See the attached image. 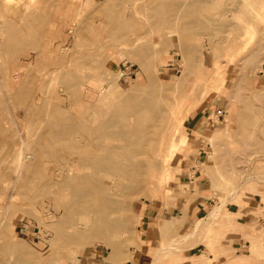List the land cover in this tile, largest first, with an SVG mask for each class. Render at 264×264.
Wrapping results in <instances>:
<instances>
[{"label": "rangeland", "instance_id": "obj_1", "mask_svg": "<svg viewBox=\"0 0 264 264\" xmlns=\"http://www.w3.org/2000/svg\"><path fill=\"white\" fill-rule=\"evenodd\" d=\"M124 1H129L136 13L121 17L129 20V29L114 31L119 16L107 14L114 0H33V4L31 0H0V31L5 30L0 39L15 45V49L0 47V89L5 88L0 95V264H137L136 249L151 253L153 264H196L203 249L215 252L216 258L219 252L225 254V264H264V218L260 220L264 215L261 0H246L257 16L237 10L238 0H213L200 12L197 28L190 31L180 26L151 30L149 19L138 12L142 1L118 0ZM253 19L254 30L246 36L245 28ZM11 26L24 30L26 38L11 39ZM132 39L142 43L131 44ZM152 41L160 44L154 47ZM147 52L153 54L143 67L140 61H145ZM251 53L255 58L248 60ZM216 57L228 69L220 92L207 90L202 83L207 73H213ZM16 67H21L18 80L12 76ZM78 77L86 88L83 93H74ZM7 78L9 86L5 87ZM196 78L198 82L188 93ZM147 93L161 94L166 114L152 127L159 136L153 134L154 154L148 166L155 167H147L139 176L128 175L130 187L117 185L123 174H129L127 170L87 163L88 146L84 152L68 146L70 139L83 142L88 130L75 133L68 141L51 134L56 119L97 114L104 120L116 105L133 103ZM121 96L126 98L119 99ZM181 101L180 132L187 138L176 137L178 155L170 161L169 177L165 175L163 181L161 173L169 172L163 167L166 146L160 153L156 151L169 114ZM60 108L62 113L57 111ZM197 122L203 124L197 128ZM215 127L222 133L213 135ZM17 130L22 137H15ZM92 142L99 145L96 137ZM20 144L28 153V164L18 176ZM68 164L88 174L90 181L104 185L103 193L117 200L111 208V216L118 222L114 228L95 231L88 241L72 244L65 237L58 238L57 225L64 217L86 224L96 213L90 206L93 200L74 199L69 196L73 187L53 180L50 172ZM195 169L199 182L194 187L191 176ZM155 180L162 182L155 184ZM64 192L68 196L57 197ZM203 197L207 211L198 213ZM224 200L220 217L203 221L190 238L181 237ZM152 206L162 215L150 222L147 209ZM243 223L248 225L241 226ZM232 233L242 234L248 245L243 243L237 249L229 238ZM171 243L176 248L166 247ZM111 246L117 248L115 254L111 252L114 256L109 255ZM160 247L166 248L160 251ZM236 251L240 256L247 253L241 258L249 261L241 262ZM230 253L235 258H229ZM180 254L187 256L180 258Z\"/></svg>", "mask_w": 264, "mask_h": 264}, {"label": "bare ground", "instance_id": "obj_2", "mask_svg": "<svg viewBox=\"0 0 264 264\" xmlns=\"http://www.w3.org/2000/svg\"><path fill=\"white\" fill-rule=\"evenodd\" d=\"M31 1H32L31 3L33 4V0ZM140 1H142L141 10L138 12H140L142 15L146 16L149 19L151 30L152 29L156 30V29L165 28V27L173 28L175 26H180L179 29L190 31V30L197 28V26L199 25L198 18H199L200 12L204 9L207 10L213 0H140ZM29 4L30 3H28V5ZM28 5L27 6L25 5V6L28 8ZM30 5L29 7L31 8ZM237 5H238V7H236L237 10L250 12L254 16L258 15L257 10H252L249 8L250 4L246 0H238ZM13 8H14L13 10H15L16 6L14 5ZM27 12L28 11L26 10V13ZM107 12L110 18L114 16H119L118 19H115L114 31H118V30L123 31V30L129 29L131 25L129 20L125 21L121 19V17L128 16L129 14L130 16H133L136 13V11H132V4L129 1L118 2V0H114V4H112V6L109 8ZM262 13H264V0H261V22L264 20ZM186 17H189L188 18L189 21L184 22L183 19ZM254 22L255 21L253 19L246 26L245 33H244L246 36L248 34L249 35L252 34L251 32L254 30L253 28ZM4 31L5 30H3L2 28L0 33L2 34ZM10 34H11V39L15 38L18 40L19 39L24 40V38H26L24 30H22L21 28H16V27L11 26ZM2 35H5V34H2ZM3 41L4 40L0 39V47L5 48L6 50L10 49L11 47L12 49H15L14 48L15 45H12L13 43L11 42L5 43ZM130 41H131L130 42L131 44L137 43L139 44V46L142 43L138 41V39H132ZM151 43H153L154 47L155 46L158 47V45L160 44L158 41H152ZM152 54L153 53L149 52L148 54L143 55V58L145 59V61H142V60L140 61L141 66L146 67L147 62L150 59L149 57ZM225 54H228V52L226 51ZM136 55L139 56L138 53H136ZM254 58H255V53H251L248 57V60L250 59L253 60ZM214 62L216 64V67L213 73L212 74L207 73L206 76L204 77V82L202 83L204 85V88H206L207 90H215V91L220 92L225 85V82H226L225 74L227 73L228 69L226 71V68H224L225 64L220 62L218 57L215 58ZM20 70H21V67L14 68L13 75H12L13 79L16 78L15 80H18L17 78L20 77ZM7 72H8V69H7ZM4 76L6 77V75ZM154 80L155 79H153V81ZM197 82L198 81L196 78V80L193 82V84H191L190 88L188 89V93L191 92V90H193L194 85ZM8 83L9 82L7 78V83H5V87ZM74 84L78 85L74 93H83L84 90L86 89L84 87L83 80L79 77L74 79ZM4 89H5L4 86H1L0 93L2 94L0 95H3ZM160 95H161L160 93H147V95L139 98L137 101H134L133 103L128 102L127 104L116 105L108 113L109 117L104 120H101L100 116L97 114L92 115V118L82 117L79 119H75V117L73 118V117H69L68 115H66V117L60 118L59 121L57 119L55 120L56 123L58 124L56 128L51 130V134L54 135V137L57 139H66L68 141V139L71 138V136H73L75 133L79 131L88 130L86 134V139L83 142L73 141L70 139L68 142L69 143L68 146L80 152L81 151L84 152L86 151V149H88L90 153L85 154V157H86L85 160L87 161V163H91L94 165L95 164L103 165L104 167H107L108 169L113 170V171H121L122 169L127 170L129 174H123V177L117 183V185L123 186V188L130 187V184L126 181V178L128 177V175L134 176V177L139 176L141 174H145L147 167H150V168L155 167L154 164H151L150 166H148V163L150 162V158L154 154V152L152 153V146L155 144V142L153 141L154 135L157 137V139L159 136V135L157 136V131L153 133L152 127L155 126V121H158L160 118H164L166 114V110L163 109L164 100L160 98ZM106 96L107 95H105V97ZM125 98L126 97H122V96L119 97V99H125ZM181 104H182V101L176 104V106L170 112L168 116V123L165 129L163 130V132L161 133L162 138L160 137L159 146L156 151V153H160L162 149L165 148L166 146L167 151L165 152V156L163 158V162H164L163 167L166 172L167 171L169 172L167 174H163L162 172L161 173L162 175L160 176L162 179L165 178V175L169 177V174H170L169 163L170 161L174 160L175 157L178 155L179 148L177 147H179V142H177L178 139L176 140V137L180 135L181 139L186 140L187 138V135L185 133L180 132V129L182 126V120H183V117L181 116V110H180L182 106ZM187 108L189 109V107ZM0 109H2V107H0ZM57 111H60L59 113H62L61 108L60 110L58 109ZM96 113L99 114L101 113V111H97ZM12 120H15V117ZM6 126L7 125H5V127ZM51 126L53 125L51 124ZM224 131H225L224 134L228 133L227 128ZM219 132L221 134L222 130L218 127H215L213 135ZM14 134L16 135L15 136L16 138L18 137V135L20 137H22L21 135H23L22 133H20L19 130H17ZM93 137H96L97 140H99V145L97 147L94 146L92 142ZM109 138L119 139V141L112 142L111 139ZM22 141L24 145L27 143L24 140ZM21 146L17 150L18 153L20 154L18 157V162L16 166V171H17L18 176L23 174L22 170L25 164L27 163L25 159H27L28 157L27 156L28 153L25 154L24 152L23 144ZM85 147L87 148L85 149ZM60 155H63V154H60ZM201 163L204 164V162H201ZM177 167H178V170H181V164H179ZM50 173L52 174L51 176L53 177V180L55 181V183H58L64 186L69 185L73 187V189L71 188L73 192L71 191V194H69V196H72V198L74 197V199H78V200L82 199V200H85V202L89 200H93L90 206L95 208V213H96L94 214L95 216H92L93 214H91L92 216L91 220L89 219V222L86 224L81 222L77 218L71 219L69 217H64L63 222H60L56 227L58 238L65 237L67 242L72 244L75 241L87 240V239L89 240V238L93 236L92 234L95 233V231H102L105 228L107 230L112 229L117 225L118 222H115L114 218L111 216V208H114L117 205V200L114 198L112 194L103 193V191L105 190L104 185H102L98 181H95V182L90 181L92 179H89L88 174H82L79 168L73 166L72 164L71 165L68 164L67 168H62V167L55 168L53 170V173L52 172ZM191 177L193 178V182H195L194 184H192V186L195 187L196 183L199 182L198 177H196L195 175ZM158 181L162 182V180H155V184ZM163 181H165V179H163ZM58 191H56V193ZM62 195L68 196V192L61 193L60 195H57V197L58 196L61 197ZM235 195H236V190H235ZM69 203L67 204L64 203V204L68 206ZM225 203H226V200H224L222 203L213 205L212 208L210 209V212L207 214V216L199 218L196 222L194 229L190 230L189 232H185L181 234V237H183L185 240L187 238H190L192 235H194L196 229H198L201 226L203 221L207 220L208 222V220L211 218L212 220H214L213 218L218 217V216L220 217L222 208ZM139 234L141 235V233ZM172 244L173 243H171V245L169 246H167L166 244V247L176 248L172 246ZM166 247H162V248L160 247V251H163ZM110 248H111L110 253L113 252V254H115V252H117L116 246H111ZM178 249H182V247H178ZM113 254L111 253L109 255L111 256ZM244 255L245 254H242L241 256H244Z\"/></svg>", "mask_w": 264, "mask_h": 264}, {"label": "crops", "instance_id": "obj_3", "mask_svg": "<svg viewBox=\"0 0 264 264\" xmlns=\"http://www.w3.org/2000/svg\"><path fill=\"white\" fill-rule=\"evenodd\" d=\"M198 123L199 122H197V124ZM202 124H200V125H202ZM200 125L198 124L197 125V128H199ZM196 171H197L196 169L193 170L195 176H197V172ZM260 201H261V198H260ZM206 203H207V199H205V197L201 198V200L199 202V205H198V209H197V212L198 213L199 212L203 213V212L207 211V205H206ZM261 206L264 207V203H262V201H261ZM147 212H148V217L150 218L149 221L152 220V219H154V218H158L159 215H162L161 212L155 206H152V209H147ZM263 218H264V215H262L260 217V220H262ZM242 225H248V224L247 223H243V224H241V226ZM229 235H230V237L229 236L228 237L230 239L234 240L233 241V245L237 249H239L238 245H242L241 247H243V245H244L243 243H247V245H248V242L249 241L248 240H244L242 234L232 233V234H229ZM136 250L138 252V256L136 257L137 264H151L154 261V256L151 253H149L148 251H144V250H141V249L140 250L136 249ZM203 251H204L203 254H202V252H201V254L200 253L197 254V255H200V256H198L199 257L198 260L195 261L196 264H206L207 261H209V259H213L212 264H225V262L227 261V256L225 254H222L221 252L218 253V257L216 258V257H214L216 255L215 252H207V250H205V249H203ZM237 251H236L235 254L238 257L239 254L237 253ZM235 254L230 253L229 254L230 255L229 258H233V257L235 258ZM244 254H247V253H244ZM186 256L187 255H181L180 254L179 257L180 258H182V257L185 258ZM214 258H216V259H214ZM239 260L241 262H248L249 261V259L246 258V257L245 258L244 257L243 258H240ZM133 264H136V263L133 262ZM159 264H162L161 261L159 262ZM238 264H240V263H238Z\"/></svg>", "mask_w": 264, "mask_h": 264}]
</instances>
